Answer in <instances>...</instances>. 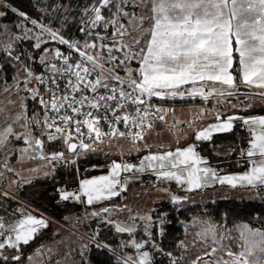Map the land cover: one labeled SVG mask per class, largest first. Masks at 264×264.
I'll return each instance as SVG.
<instances>
[{"label": "snow or ice", "instance_id": "snow-or-ice-1", "mask_svg": "<svg viewBox=\"0 0 264 264\" xmlns=\"http://www.w3.org/2000/svg\"><path fill=\"white\" fill-rule=\"evenodd\" d=\"M40 11L55 13L59 27L53 25L51 14L44 17L49 23H44L0 0V156L3 167L14 172L7 163L9 153L18 150L30 159L38 153L50 168L43 178L55 184L59 168L74 179L75 185L54 186L45 197L56 207L69 201L101 205L88 214L97 218V228L81 236L77 248L70 247L67 264H92L89 254L96 251L116 255L102 236L106 226L127 233L130 244L120 247L136 253L116 255L117 264H264V224L240 225L243 243L234 252L223 243L231 239L225 225L194 218L192 226H200L196 236L207 246L188 256L183 241L179 253L163 245L172 220L167 211L131 214L126 223L112 218L118 211L132 213L126 204H101L121 197L144 173L174 181L186 192L219 184L253 189L264 199V114L248 113L253 105L245 104L253 96L264 101V0H52ZM252 88L258 91L242 92ZM185 95L205 101L225 98L239 110L227 116L217 113L215 123L194 130V140L210 142L213 133L232 132L237 124L246 128L250 139L249 146L240 150L241 173L221 175L195 143L153 150L149 130L155 120L164 121L173 111L156 107L153 98ZM106 140L109 145L128 140L129 155L146 154L138 156V163L112 160L107 174L83 177L78 160L97 153ZM46 141L59 142L61 148L45 153ZM16 144L23 147L17 149ZM122 173L130 175L122 178ZM160 190L168 193L174 210L189 199L168 187ZM0 197L16 202L14 219L9 221L5 218L9 210L0 200V212L5 214L0 215V264H34L25 248L50 227L52 219L10 191ZM137 219L145 222L141 230L146 237L139 240L133 238ZM80 222L82 218H77Z\"/></svg>", "mask_w": 264, "mask_h": 264}, {"label": "rangeland", "instance_id": "rangeland-1", "mask_svg": "<svg viewBox=\"0 0 264 264\" xmlns=\"http://www.w3.org/2000/svg\"><path fill=\"white\" fill-rule=\"evenodd\" d=\"M45 5H48L51 0H45ZM47 7V6H46ZM53 16V20L56 19V15L50 13ZM46 23V22H45ZM39 31V29H37ZM46 38V37H45ZM235 47V45H234ZM207 90V89H206ZM243 91L249 92H256L255 90H248L242 89ZM21 98H23V93L20 94ZM15 99V97H11ZM231 103L235 104L237 102L233 101L232 98ZM237 101L236 98H233ZM241 100H244L245 97L243 95L240 96ZM0 100H3V97L0 96ZM156 107H161L164 109H171L173 111L169 112V114L165 117L164 121L155 120L154 127L149 130L147 134V140L154 151H164V150H172L170 148L176 147H185L186 145L193 142L194 137V130H200L203 127L215 123V117L217 113H221L223 116L228 113V111H232L233 108H229V110H225L224 107L226 106L225 102H228L225 98H216L210 97L209 100L205 101L201 97H190L185 95L183 99L176 97V98H169L166 100H160L158 98H153ZM160 102V103H159ZM185 102L187 104L178 105L174 103H182ZM7 101H5V104ZM252 104L253 108L248 109L251 113H258L264 110V101H261L258 97H251L250 99L245 100V104ZM3 105H0L2 107ZM203 110V115H200ZM236 111V110H235ZM200 115V118L197 119V116ZM189 122H192V126H189ZM163 146V147H161ZM23 147L22 144H16V148ZM131 147V144L128 140H120V141H113L111 145L108 144L107 140L103 145L99 146V150L106 153H121L124 152L125 155L123 159H126L129 162L137 163L138 156H142L146 153H136L132 152L131 155L128 154V150ZM173 149V150H174ZM43 151L45 153H50L51 151L48 150V147L44 145ZM206 153V152H205ZM216 154L218 157L222 156V154L217 150ZM86 157H81L80 160H84ZM221 158V157H220ZM216 160V156L214 158ZM218 161V160H217ZM7 163L14 169V172H9L6 168L3 167L4 158L0 156V193L3 191H10L15 195H18V191L24 183L25 180H35L37 178H43L45 171H50V168H45L46 161L39 159V154L37 153V158L30 159L28 156H22L21 153L17 150L15 154L9 153V158ZM79 164V163H78ZM94 164H98V162L93 161L90 164V167H93ZM94 169L96 167H93ZM32 169H38L39 171H32ZM18 173V175H17ZM139 179L133 180L129 183L128 189L126 192L122 193L121 197L117 200L103 202V206H123L127 205L128 208L132 209V213H129L127 210L123 212H115L112 218L116 221H124L126 223L128 221V216L131 214L139 213L140 215H144L150 212H153L155 205L162 200H165L169 203L168 193L161 191L160 189L164 187H168L171 191L177 195H187L189 197L188 201L185 202L183 205L178 206L179 209H186L188 207H193L196 205H205L209 201H214L216 199L221 198H228V197H235V198H244V199H258L262 200L257 197L256 190L253 189H246V188H231L230 186H216V187H209L201 189L200 191L189 193L186 192L183 188H179L176 184L168 182V181H157L153 176L150 174L142 175L138 174ZM150 178L147 181L145 178ZM19 181V183H17ZM63 182V181H62ZM143 183H148L147 185ZM61 185V184H60ZM59 185V186H60ZM58 187V186H57ZM49 191V192H48ZM46 192L45 196H49L52 194V188ZM54 195V194H53ZM2 197H0L1 199ZM115 198V199H116ZM51 200L50 198H48ZM114 200V199H113ZM26 205H30L24 201H21ZM171 205V204H170ZM32 208V205H30ZM101 205H97L96 207H87L86 205H77V212L74 215H66L64 217H68V220L65 221L64 217H60V213L58 211H53L52 214L43 212L44 215L49 216L52 219L51 225L54 226L53 229L47 230L44 234L40 236L39 239H43L44 237H50V241L44 243L43 246L39 248V251L33 252L29 256L32 255L34 264H56L59 261V264H67L65 254L71 249H75L79 246V241L81 236H86L87 233L84 231V227L77 225V218H82V223H92V220H96L97 218H92L88 214L96 210ZM173 206V205H172ZM16 207V203L13 204L12 210ZM174 207V206H173ZM12 210L9 215L10 221L14 219ZM194 218H198L201 220H206L213 223L211 220L204 218L202 216L197 215ZM193 218V219H194ZM192 219V220H193ZM137 226V233L133 237L137 240L141 239L142 237H146V234L142 232V226L145 224L143 220L137 219L135 221ZM190 234H191V245H192V253L195 251L200 250L207 245L201 241L197 236L196 233L200 231V226L197 225L195 227L191 224L189 225ZM227 235L231 237V239L224 240L223 243L229 245L232 251H239V245L243 243L240 239V227H233L228 228ZM218 232L222 233L223 230L218 228ZM116 233V232H115ZM121 235L122 239L129 238L127 233L119 234ZM127 240V239H126ZM130 240V239H129ZM39 242V241H38ZM36 242V243H38ZM210 243V241L208 242ZM52 251L49 252L48 249ZM130 248V247H129ZM131 249V248H130ZM28 249H25L27 253ZM133 250V255H135V250ZM144 250H149L147 247ZM112 254V253H111ZM113 255V254H112ZM116 255L124 256V254L117 252ZM116 255H114L116 257ZM73 258L76 260L79 257L73 252Z\"/></svg>", "mask_w": 264, "mask_h": 264}, {"label": "trees", "instance_id": "trees-1", "mask_svg": "<svg viewBox=\"0 0 264 264\" xmlns=\"http://www.w3.org/2000/svg\"><path fill=\"white\" fill-rule=\"evenodd\" d=\"M6 3H10L12 6L18 8L19 10L25 11L28 13L29 16L32 18H41V22L49 23L44 17L48 16L50 13H41L40 9L46 8L45 0H5ZM86 2V0H85ZM52 3V0L49 4ZM11 15V14H10ZM53 15H56L53 13ZM55 27H59L58 21L55 19L52 21ZM31 27V25H29ZM34 32H38L37 29H34ZM25 46H27V42H24ZM53 46H57L53 43ZM252 91L251 89H248ZM233 101L237 102L232 98ZM155 103V102H154ZM160 103V102H159ZM188 103V102H187ZM185 102L182 103H174L175 105H184L187 104ZM226 106L224 107L225 110H229L230 105L229 102H225ZM31 107V105H30ZM236 110V111H235ZM238 109H233L232 111H228V113L224 116L237 113ZM248 113L249 110H247ZM238 134H239V127H236L235 130L231 133L222 134L214 137L210 142L205 141L201 142V146L198 148L207 158H209L212 162H219V161H229L231 159V153L234 151L235 145L241 143V139L238 141ZM193 142H197L194 140ZM87 142V141H86ZM45 146L48 147L49 151L54 149L61 148V144L59 142H45ZM174 149V148H170ZM217 150L222 154V156L218 157L216 154ZM206 152V153H205ZM70 155V154H69ZM216 156V160H214ZM123 157L120 156L119 153H104L98 150L97 153L89 154L84 160L78 161L80 164V169L83 177H90L99 173L101 171L105 172L109 164L112 160H116L120 162ZM126 160V159H123ZM95 161L98 162L100 167H90V164ZM127 161V160H126ZM87 169V171H85ZM231 171H235L231 169ZM57 180L55 184L51 179L46 178H37L32 181L31 184H25L20 188L18 191V195L21 198V201H24L35 208H39L41 211L52 214L53 211H58L60 213V217L63 218L66 215H74L77 212V203L76 202H67V204H61L59 207L54 206L53 201L45 198L47 196L46 192L53 188L54 186H59L60 184H72L75 185L76 181L68 176L65 175L63 171L57 168L56 171ZM144 176V175H143ZM149 181L150 178H145ZM63 181V182H62ZM147 185L148 183H143ZM179 187V186H177ZM180 188V187H179ZM49 192V191H48ZM118 198L112 200H117ZM3 200L4 206L8 208V214H10L13 204L16 203L15 201L8 200L6 198H1ZM107 203L110 204L109 201ZM85 206V205H84ZM95 205L94 207H96ZM155 212L160 211H167L169 216L172 217L171 223L168 225L166 230V239L163 241V245L173 250L176 253L181 252L182 250L178 247L179 242L183 241L187 246L186 255L191 256L192 254V245H191V234L189 225L194 217L197 215L202 216L211 220L213 223L219 225H225L227 228H233L240 226L242 224H248L250 227H258L264 224V199H244V198H235V197H228V198H221L216 199L214 201H209L205 205H196L193 207H188L186 209H179L174 210V207L170 205L165 200L160 201L155 205L153 209ZM0 215H5L4 213L0 212ZM155 219V216H154ZM92 223H77V225L84 227V231L87 235L91 234L92 229L97 228L98 220H92ZM103 227V226H102ZM102 236L106 238V240L110 243L111 247L116 249L117 252L122 254H132V251L129 247L123 248L120 245L123 242H129V238L122 239L121 235H116L114 228L112 226L103 227ZM50 237H44L38 243L34 244V248L32 250H27V255H30L34 252L37 248H40L49 240ZM127 239V240H126ZM89 258L92 261V264H97V261H104L105 264H117L116 257L112 255L110 252L102 254L99 251L93 252L89 254ZM162 259L160 257L157 258Z\"/></svg>", "mask_w": 264, "mask_h": 264}, {"label": "flooded vegetation", "instance_id": "flooded-vegetation-1", "mask_svg": "<svg viewBox=\"0 0 264 264\" xmlns=\"http://www.w3.org/2000/svg\"><path fill=\"white\" fill-rule=\"evenodd\" d=\"M250 114H253V115H256V114H264V110H262V112H256V113H250ZM237 127H239V124H237ZM235 130V128H234ZM233 130V131H234ZM232 131V132H233ZM231 133V132H230ZM241 139V143L238 144V145H235L234 147V151L231 153V159H229V161H219V162H212L209 158H207L201 151L198 150V148L201 146V142H191V143H195L196 146H197V150L202 154V156L204 158H207L209 160V166L215 168L221 175L223 174H226V173H233V172H242L243 171V168L241 167V165H243V161H244V157H242L240 155V150L241 149H244V148H247L249 145L247 143L248 139H250L248 133H247V130L246 128H240L239 127V134H238V141ZM187 146V145H186ZM183 148V147H182ZM173 150V149H172ZM138 163V162H137ZM111 164V163H110ZM110 164H109V167L108 169L103 172H99V173H96L95 175H102V174H106L109 170H110ZM250 167V165H249ZM231 169L235 170V171H231ZM146 174H150L151 176H153L157 181H160L158 180L154 175H152L151 173H144L142 175H146ZM130 174H127V173H122L121 177H125V176H128ZM94 176V175H92ZM87 178H91L90 177H87ZM162 182V181H160ZM169 182V181H168ZM171 183H174L176 184L174 181H172ZM176 186H179L176 184ZM180 188H182L181 186H179ZM74 190V189H73ZM115 199V198H114ZM69 202H72V201H69ZM75 202V201H73ZM107 202V201H106ZM78 205H82L81 203H78L76 202ZM105 203V202H104ZM102 204V203H101ZM83 205H86L87 207H90L89 205L87 204H83ZM99 205V204H98ZM95 205H93L92 207H94ZM5 218L7 220L10 221L9 219V215H6ZM54 226L50 224V227L48 229H46L43 234L47 231V230H50V229H53ZM40 237H38L35 241L32 242V244L30 246H26L25 249H30L32 250L34 248V244H36V242L40 241L41 239H39ZM39 250V248H37L34 252H37ZM33 253V252H32ZM31 253V254H32Z\"/></svg>", "mask_w": 264, "mask_h": 264}, {"label": "water", "instance_id": "water-1", "mask_svg": "<svg viewBox=\"0 0 264 264\" xmlns=\"http://www.w3.org/2000/svg\"><path fill=\"white\" fill-rule=\"evenodd\" d=\"M212 124V123H211ZM227 133H230V132H224V133H213V137H212V139L214 138V137H216V136H218V135H222V134H227ZM197 142H205V141H197ZM186 147V146H185ZM198 151V150H197ZM199 152V151H198ZM200 153V152H199ZM200 155L202 156V154L200 153ZM203 157V156H202ZM205 159H207V158H205ZM208 160V159H207ZM208 162H209V160H208ZM202 167H203V165H202ZM239 173H241V172H233V173H226V174H223V175H230V174H239ZM107 174V173H106ZM122 175V174H121ZM216 186H222V185H219V184H213V185H210V186H208V187H206V188H209V187H216ZM225 186H228V185H225ZM197 191H200V190H197ZM197 191H193V192H189V193H194V192H197ZM116 198V197H115ZM114 199V198H113ZM103 202H106V201H103ZM103 202H101V203H103Z\"/></svg>", "mask_w": 264, "mask_h": 264}, {"label": "crops", "instance_id": "crops-1", "mask_svg": "<svg viewBox=\"0 0 264 264\" xmlns=\"http://www.w3.org/2000/svg\"><path fill=\"white\" fill-rule=\"evenodd\" d=\"M235 55V54H234ZM251 90H255V88H252ZM32 256V255H31Z\"/></svg>", "mask_w": 264, "mask_h": 264}]
</instances>
